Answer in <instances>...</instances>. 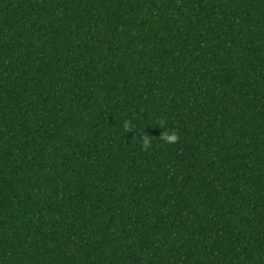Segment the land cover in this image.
I'll list each match as a JSON object with an SVG mask.
<instances>
[{
    "label": "trees",
    "instance_id": "16d2710c",
    "mask_svg": "<svg viewBox=\"0 0 264 264\" xmlns=\"http://www.w3.org/2000/svg\"><path fill=\"white\" fill-rule=\"evenodd\" d=\"M0 264H264V0H0Z\"/></svg>",
    "mask_w": 264,
    "mask_h": 264
}]
</instances>
